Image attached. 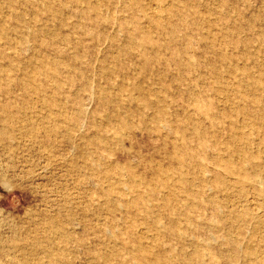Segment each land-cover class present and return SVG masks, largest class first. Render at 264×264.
I'll list each match as a JSON object with an SVG mask.
<instances>
[{
    "label": "rangeland",
    "instance_id": "374dc122",
    "mask_svg": "<svg viewBox=\"0 0 264 264\" xmlns=\"http://www.w3.org/2000/svg\"><path fill=\"white\" fill-rule=\"evenodd\" d=\"M0 264H264V0H0Z\"/></svg>",
    "mask_w": 264,
    "mask_h": 264
},
{
    "label": "bare ground",
    "instance_id": "6f19581e",
    "mask_svg": "<svg viewBox=\"0 0 264 264\" xmlns=\"http://www.w3.org/2000/svg\"><path fill=\"white\" fill-rule=\"evenodd\" d=\"M156 6V5H155ZM167 6V5H166ZM154 8V7H153ZM208 176V175H207Z\"/></svg>",
    "mask_w": 264,
    "mask_h": 264
}]
</instances>
